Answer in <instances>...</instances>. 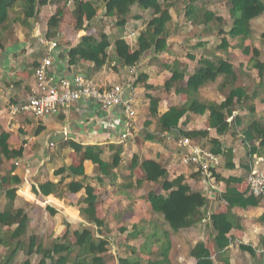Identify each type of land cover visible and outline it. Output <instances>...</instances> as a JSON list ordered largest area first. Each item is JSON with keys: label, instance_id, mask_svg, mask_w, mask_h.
Instances as JSON below:
<instances>
[{"label": "crops", "instance_id": "crops-1", "mask_svg": "<svg viewBox=\"0 0 264 264\" xmlns=\"http://www.w3.org/2000/svg\"><path fill=\"white\" fill-rule=\"evenodd\" d=\"M75 1L77 0H63L59 3V0H47L46 4L36 8L34 17L25 21L23 2L18 0L9 11V21L0 29V134L3 132L8 134L9 149L19 147L23 149L19 157L7 160L2 157L0 205L8 204L5 191L12 188L15 190V198L11 204L14 209L21 207L27 213L26 206L33 205L42 210L49 219L50 225L52 220L55 228L49 225L40 234L54 239L65 233L68 223L70 228L67 238L72 242L74 229L90 226L93 239L107 241V254L128 257L131 262L137 260L140 263L142 257L153 259L150 253L160 252L164 235L168 236L170 241V256L177 246L184 249L185 241L192 242L190 250L196 242L208 240L207 246L215 259L219 254L214 252L211 239L215 227L212 216L226 212L228 209L227 203L222 198V193L227 187V184L221 180L222 177L241 178V183L229 184L230 187H236L241 191L245 188V179L251 168L264 169V148L259 147L260 139L255 135L252 140H248L245 134L254 121H259L264 126V75L260 81L256 69L249 66L253 59L252 54H243L238 44L247 38L229 37L226 34L228 27L224 29V33H217L216 41H211L212 35L203 34L188 50L183 40L179 42L178 39L179 31L183 29L181 32L184 33L186 28L185 21H181L184 19V13H181L177 7L171 8L173 21L178 23L174 16L177 13L176 16L179 15L178 18L183 25L180 26L178 23V27L182 29H177L167 36V50L159 51L153 46L136 62L134 85L138 120L132 135L122 142L119 141V134L122 130L124 114L120 106L105 110L94 102L80 100L69 104L66 114L62 115H48L37 119L28 113L12 114L9 106L23 101L31 93L35 87L34 67L47 54L53 57V68L57 73L85 75L99 87L120 83L130 77L129 66L123 65L115 56L112 46L107 49V60L111 63L107 60H98L93 54L81 50L79 62L76 65H68L69 48L77 44L85 35L84 25L90 23L84 19L80 29L76 30L75 26L74 29L68 27L67 14L70 13L73 17V11H76ZM146 12L150 11L141 12L136 6L131 7L130 15L133 17L134 14L139 13L142 18H132L130 21L133 23L128 21L123 27L115 28L122 33L116 38H124L131 50L137 47L136 38L147 22L144 17ZM73 19L75 20L74 17ZM137 23H140L139 27ZM131 24L134 26L130 27ZM106 27L110 29L109 26ZM106 33L109 35L107 30ZM88 34L93 35L91 29ZM51 40L56 41L57 46L48 51L45 43ZM110 40L113 42L112 39ZM223 41L229 43L226 50L217 48ZM246 45L250 46L249 44L244 46ZM251 48L250 46V50ZM191 55H194L195 59H190ZM236 55L241 56L245 61L233 60ZM200 58L226 60L234 71L236 79L226 80L223 74L207 72L203 84L195 91H177V87H185L188 74L200 67L198 62ZM259 60L262 61L260 57ZM185 65L187 75L184 79L169 90H165L162 85L170 78L171 69L181 70ZM243 71L249 72L255 80H252L255 83L250 87L246 85L251 77ZM145 84L155 88L147 89ZM233 86L245 87L246 95L240 100L234 98L229 113L223 110L225 120L229 123L228 130L223 134H218L215 128L209 126L208 110L203 115L187 110L176 127L167 130L160 126L158 117L171 106H188L192 101L204 105L219 104L224 101ZM149 95L159 99L156 116L150 114ZM194 130H205L207 136L191 138L193 142L211 151L210 139L214 138L220 143L223 151L216 154L218 163L212 167L214 171L212 180L197 171L194 165L183 163V149L174 142L180 131ZM165 131L170 133V139L161 136ZM147 134L154 135L155 139L145 138ZM50 142L53 143L52 146H49ZM73 143L81 149L75 150ZM88 146L100 150V159L109 164L106 172L101 171L92 160L85 158L84 151ZM252 147H255L254 150L251 149ZM117 149L120 150V160L114 166L111 162ZM226 155H230L231 158L229 165L226 162ZM149 159L155 160L167 170L169 180L183 175L191 192L199 194L206 200L204 206L206 218L201 223L173 231L162 214L153 211L147 198L148 193L154 192L165 196L173 189L163 190L160 179L155 182L143 179L144 171L141 163ZM79 166L83 168L84 176L74 175L69 171L68 167ZM25 168H28V174L24 172ZM60 169L64 170L59 171ZM8 174L17 176L20 182L14 184L11 181H4ZM139 180L142 181L140 185L137 184ZM48 181L55 183V190L51 194L43 195L39 191V185ZM71 181L93 187V194L96 196L94 202L96 216L103 221L102 226L97 227L81 215L79 209L89 205L84 202L86 191L84 187L77 192L68 191L67 185ZM32 187L36 189V193L32 192ZM49 209H53L55 214H50ZM230 212L238 219L240 227L231 229L229 235L234 238V242L220 253L226 254L220 264L225 262L245 264L249 256L252 259L249 264H254L253 261L258 260L264 253V221L259 220L260 215L264 213V200L256 207L233 206ZM15 226L16 222L7 224L1 226L0 231L10 227L11 232ZM202 227L206 228L207 232L209 230L206 237L199 231ZM18 241L23 244L21 239ZM181 242H183L182 246ZM240 243L250 245L255 251V256L252 257L249 253L241 251L238 248ZM189 250L188 256L182 257V264H195V259L190 256ZM132 254L140 258L129 257ZM172 260L176 264L174 259Z\"/></svg>", "mask_w": 264, "mask_h": 264}, {"label": "trees", "instance_id": "trees-1", "mask_svg": "<svg viewBox=\"0 0 264 264\" xmlns=\"http://www.w3.org/2000/svg\"><path fill=\"white\" fill-rule=\"evenodd\" d=\"M18 0H0V29L5 26L9 21V11L13 8L14 4ZM102 1V0H97ZM197 0H189L185 4L184 21L186 27L204 26L205 32H211L210 23L216 20L215 13L210 9H202L201 6L196 5ZM212 3V0H209ZM221 1V0H218ZM228 3L227 14L230 19L229 29L226 34L229 37H245L249 38L252 35V21L260 17L264 13V0H222ZM23 2V18L26 21L28 18L34 17L36 8L38 6L46 4L47 0H21ZM76 11H73V17L75 18V29H80L82 23L85 20L91 22L96 17L97 7L92 1L77 0L75 1ZM179 5L176 0H105L103 1L104 16L111 18L116 27H123L132 18L140 19L142 15L137 13L133 17L130 15L131 7L136 6L139 11H150L151 15L146 22L144 28L139 32L136 38V48L131 50L130 45L124 38H116L111 42L109 35L105 30H101L98 36L92 34L83 35L79 42L68 50V65H76L81 59L80 51L85 50L90 54H93L98 60H106L108 57L107 49L112 46L115 56L121 61L123 65L130 66L136 63L141 55L153 46H156L159 51L167 50L166 39L169 34L177 29L178 23L173 21L170 13L171 8H175ZM105 26V25H103ZM182 26V25H180ZM222 27H218L217 33H224ZM261 38L264 41V31L261 33ZM229 43L227 41L221 42L217 48L227 49ZM241 50L243 54H252L253 59L250 63L251 66L256 69L257 75L261 81L264 75V61L259 60L260 50L257 47H253L250 50V46H242ZM190 59H195L194 55L189 56ZM200 67L188 74L186 85L184 88L177 87V91L190 90L195 91L204 82L205 74L220 73L223 74L225 79H236V75L231 66L226 60L218 59L216 61L208 58L198 59ZM186 65L179 70L178 68L171 69L170 78L165 81L162 87L165 90H169L174 84H179L187 75ZM224 79V80H225ZM222 84H225L222 82ZM145 88H155L152 85L145 84ZM245 87L233 86L224 101L219 104L204 105L198 101H192L188 106H171L166 112L158 117V122L163 129H171L176 127L179 119L184 115L187 110L199 115H203L208 110L209 126L215 128L218 134H223L229 128V123L225 120V113H229L230 107L234 98L240 100L245 97ZM150 100V114L151 116L157 115V106L159 99L156 97L148 96ZM223 110L226 112L224 113ZM180 134L195 138L207 136L205 130L194 131H180ZM248 140H252L256 135L259 141V147L264 148V126L259 121H254L245 131ZM8 134L3 132L0 134V164L2 157L6 160L10 158H16L22 155V147L18 149H9L7 144ZM145 138L154 140V135H145ZM212 143L211 151L214 154L223 152L220 148V143L217 139H210ZM75 150H80L81 147L74 144ZM255 147L251 149L254 150ZM120 151V150H119ZM118 149L112 159L111 164L116 166L120 160V152ZM84 156L87 159L92 160L97 164L99 169L103 172L108 170V163L100 159L99 149H94L91 146L86 147ZM230 155H226V162L229 165L231 158ZM135 162H136V156ZM136 164V163H135ZM141 167L144 171L143 179L150 181L162 180V188L165 191H170L167 195L156 194L149 192L147 198L154 212L162 214L164 220L173 231L194 226L201 223L206 218V211L204 206L206 200L199 194L192 193L190 186L185 182L183 175H178L172 179H168L167 170L162 167L155 160H145L141 163ZM69 171L74 175L84 176L83 168L68 167ZM60 169L59 171H63ZM212 170V169H211ZM214 171L212 170V174ZM11 181L14 184H18L20 179L8 174L4 181ZM226 184V190L222 193V198L227 203V211L222 213H216L212 216V220L215 222L214 235H211L212 244L214 246V252L220 254L225 248L234 242V238L229 235L232 228H239L240 224L237 218L230 212V208L237 206L240 208L256 207L264 200L261 196H254L249 192L245 183L243 190H238L236 187H230L229 184L241 183V178L228 177L222 179ZM141 180L137 181V184H141ZM85 188L86 197L84 202L89 204L85 208H80V213L90 223L95 224L97 227L103 225V221L96 216V210L94 202L96 196L93 194V187L84 186L80 182L71 181L67 185L68 191L77 192L81 188ZM39 191L43 195H48L54 192L55 183L46 182L39 185ZM32 192H37L34 187L31 188ZM5 195L8 199V204L0 211V226L12 224L16 222L15 228L9 233L7 238H0V244L8 249L0 259V264H12L19 249L22 248L20 240L27 232L29 217L24 210L19 208H11L13 199L15 198V190L9 188L5 191ZM50 214H55L53 209H49ZM260 221H264V213L259 217ZM70 224L66 223L65 233L52 240L50 245L37 242L35 235H29L26 246L27 255L37 254L39 258L35 264H67L69 262V255L74 248L78 250L74 264H105V256L107 255V241L105 239H93V231L90 227L86 226L82 229H74L72 234L74 240L71 242L67 238L69 234ZM163 241V245L160 247L158 257L155 259L148 258L144 264H174L170 256V241L168 236ZM14 242V243H13ZM208 240L198 241L189 250L191 257L195 259V264H217L212 257L210 248L207 246ZM238 248L249 253L252 257L255 256V251L250 245L240 243ZM264 257V253L262 254ZM119 264H140L135 260L131 262L128 257L119 258ZM23 264H30L25 259ZM224 264H234L231 262H225Z\"/></svg>", "mask_w": 264, "mask_h": 264}, {"label": "built area", "instance_id": "built-area-1", "mask_svg": "<svg viewBox=\"0 0 264 264\" xmlns=\"http://www.w3.org/2000/svg\"><path fill=\"white\" fill-rule=\"evenodd\" d=\"M45 44L48 51L57 46L54 40ZM136 71V63H134L128 67L130 74L128 79L107 87H99L85 75L57 73L53 68V57L47 54L34 67L35 87L31 93L23 101L11 104L9 109L12 114L28 113L38 119L48 115L66 114L67 106L80 100L94 102L105 110L120 106L124 114L122 130L119 134V141L122 142L132 135L138 120L134 85ZM161 136L166 139L171 138L167 131L162 132ZM175 143L183 149V163L194 165L197 171L208 179H213L211 169L218 163L216 154L184 135L179 134ZM52 145L53 143L50 142L49 146ZM28 171V168L24 169L26 174ZM245 183L251 194L264 198V169L251 168Z\"/></svg>", "mask_w": 264, "mask_h": 264}, {"label": "rangeland", "instance_id": "rangeland-1", "mask_svg": "<svg viewBox=\"0 0 264 264\" xmlns=\"http://www.w3.org/2000/svg\"><path fill=\"white\" fill-rule=\"evenodd\" d=\"M62 1L63 0H59V3H62ZM160 1H162V0H160ZM176 1L179 2V5H177L178 10L180 9V12L184 13L185 4L189 0H176ZM92 2L97 7V12H96L97 16L90 23L86 24V26L84 25V29H85V32H86L85 34H88L89 33V29H91L93 35L98 36V33L101 30L102 31L103 30H105V31L107 30L109 35H110V39H112V41L117 36L122 35L120 30H118V31L115 30V28L119 29V27L115 26L113 20L111 18H106L104 16V14H103V12H104L103 1H96V2L92 1ZM196 5L201 6L202 9H210L211 11H213L215 13L216 20H214L213 22H211L209 24L211 26L210 27L211 32H208V31L205 32L204 28H203L204 27L203 25L202 26H196V27H186L184 29V33H182L183 29L179 31L180 32V34L178 35L179 42H180V40H183V42L186 44V47H187L186 49H188V50L191 49L190 47L192 46V43L197 42L199 40V38L202 37L203 34L204 35L205 34L206 35H212V40L211 41H216L217 38H218V34H217L218 27H222V29H226V28H228L230 26V23H231L230 19L228 17V14H227L228 3L226 1L212 0V3H211L209 0H197L196 1ZM149 13L150 12L144 13V17L147 20L149 19L147 17H150V14H151V13L150 14ZM176 14L177 13L174 14L176 21L178 23H180V25H182V22H184L183 21L184 19H182L181 20L182 22H181L179 20V18H178L179 15L176 16ZM67 15H68V18L66 19V22L69 25L68 27L69 28L72 27V29H74L73 23L75 24V20L73 19L72 15H70V13L67 14ZM130 23H133V22L130 21ZM137 24H138L137 27H139L140 23H137ZM103 25H105V26H103ZM251 25H252V29H253L252 35L249 38H247V39L241 40V42L238 43V44H240L239 48H241L245 44H249L252 48L253 47H257L260 50V56L259 57H260V59L262 61H264V41L261 38V33L264 31V13L260 17L254 19L252 21ZM106 26H109L110 29L109 28L107 29ZM132 26H134V25L131 24L130 27H132ZM128 29L132 30V28H128ZM128 29H127V32L130 33V31ZM134 29H136V28H134ZM129 40L130 39H128V41ZM129 43H131V40L129 41ZM112 49H113V47H112ZM234 59H235V61H237L236 59H240L242 62L245 61V59H243L239 55H236L235 58H233V60ZM109 61L107 60V62H109ZM109 63H111V61ZM249 66H251V64H249ZM246 67H248V66H246ZM248 70H250V69H248ZM244 74L250 75L249 72H244ZM250 77H251V75H250ZM247 79L248 78L246 77V80ZM252 80H253V78L251 77L248 80V83H247L246 86L250 87L251 85H253L255 83V82L253 83V81H255V80H253V81ZM177 138H178V136L175 137V141L177 140ZM3 199H6V198H3ZM6 206H7V203L4 206L0 205V210H1V208L3 209ZM26 207L28 209L27 214H28V217H29V223H28L29 227L27 228L26 234L21 238V241L23 243L22 244V248L20 250H18L17 255L15 256L14 261H13L12 264H23L25 259H27L30 264H35L37 259L39 258V255H37V254H31V255L28 256L27 253L25 252L26 251V244H27L26 240L28 239L29 235L35 234L36 237H37L36 238L37 241H40L42 244L44 243L46 246L50 245L52 240H53V239H51L49 237H45L44 234L43 235L40 234V233H42L43 229H45V227L50 225V222H49V219H47V216H45V214H43L42 210H39L38 208H36L33 205L32 206H26ZM11 208H13L12 205H11ZM159 217L164 222V220H163V218L161 217L160 214H159ZM52 224H53V222L51 220V225ZM77 225H79V224L77 223ZM88 227H90V226H88ZM52 228H55V226L52 225ZM10 230H11L10 227H5L3 230L0 231V236L2 238H7L9 233H10ZM199 231L202 232L201 235H203L204 237H206V235L209 233V230L207 232V229L203 228V227ZM199 237H201V236H199ZM165 239L166 238L163 237V241H165ZM70 241H71V239H70ZM191 243L192 242H186L185 241L184 249H182L179 246H177L175 251H173V253L171 254V257H172V259H174L176 264H182V262H183V258L182 257L188 256L187 254H188V250H189V247H190ZM182 244H183V242H181L180 245L182 246ZM7 251H8V249L6 248V246L5 247L3 245L0 246V259H1V257L4 254L7 253ZM77 253H78V250L76 248H74L72 250V252L70 253V255H69V262L67 264H74V261L76 259ZM158 254H159L158 251H156L155 253L152 252V253H150V257L155 259L156 257H158ZM120 255H122V254H120ZM129 257H131V258H133V257L140 258L136 254L129 255ZM147 257H149V256H147ZM223 257H226V254L225 255L219 254L215 258V261L218 264H220V261L223 260ZM119 258H122V257H119L116 254H107L105 256V264H119L118 263ZM147 259L148 258H144V257L140 258V263L144 264V262ZM249 262H252V259H251L250 256L248 257V260H247V262H245V264H249ZM253 263L254 264H264V257L260 256V258H258V260L253 261Z\"/></svg>", "mask_w": 264, "mask_h": 264}]
</instances>
